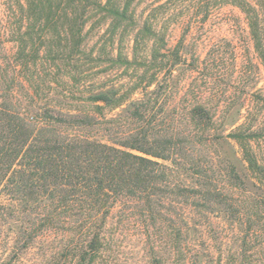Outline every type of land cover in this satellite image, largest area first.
<instances>
[{"label": "rangeland", "instance_id": "374dc122", "mask_svg": "<svg viewBox=\"0 0 264 264\" xmlns=\"http://www.w3.org/2000/svg\"><path fill=\"white\" fill-rule=\"evenodd\" d=\"M106 1L78 0L81 7L77 12L72 3L60 6L54 0L60 7L47 23L46 14L30 15L27 0H0V63L16 64L23 59L37 63L36 67L31 64L27 74L38 75V82L18 85L17 94L25 98L29 92L55 110L76 113L94 112L87 98L113 85L122 92L133 90V100H147L149 94L143 88L149 76L144 74L141 59L129 66L117 62L116 55L122 47L133 60L135 35L154 14L166 51L172 54L180 47L184 54L175 71L179 85L159 99L161 105L154 106V136L198 130L185 98L188 87L206 89L208 98L216 95L210 107H216L217 113L210 130L198 136L203 143L188 144L187 156L178 161L184 169L175 174V184L186 185L189 192L176 188L161 194L154 219L144 213L131 215L132 210L137 211L132 206L114 210L106 224L111 247L97 263L153 264L156 256L164 264H187L197 254L194 264H264V13L261 11L258 44L237 0H136L129 32H122L125 22L113 36V19L101 9ZM63 8L73 13L71 19L63 16ZM73 17L78 18L77 26ZM31 18L33 21L28 20ZM21 47L26 50L22 52ZM209 53L217 54L215 61H204ZM198 57L201 65L192 72ZM10 74L21 76L19 68H12ZM123 108L105 110L108 119L118 118L113 124L131 129L148 123L129 115L118 117L125 114ZM231 133L251 137L248 148L258 161V170L249 168L243 146L229 137ZM194 162L204 165L207 185L224 195L223 205L193 204L190 188L199 172L193 168ZM230 164L241 181L229 169ZM20 225L17 218L0 222V264H77L78 253L69 249L84 237H73L64 230L40 234L29 242L18 234Z\"/></svg>", "mask_w": 264, "mask_h": 264}, {"label": "trees", "instance_id": "16d2710c", "mask_svg": "<svg viewBox=\"0 0 264 264\" xmlns=\"http://www.w3.org/2000/svg\"><path fill=\"white\" fill-rule=\"evenodd\" d=\"M66 1L78 12L81 7L78 0H59L60 6ZM135 1L101 3V9L113 19V36L120 32L125 22L128 24L122 32H129L134 18L131 7ZM19 3L26 10V5ZM59 4L54 0H27V10L31 16L46 14L47 23H50ZM236 4L246 13L252 35L259 44L264 0H237ZM72 14L63 8L65 18ZM155 17L150 14L137 31L132 61L122 47L116 55L117 62L129 66L141 59L144 74L149 76L143 88L145 94H149L147 100H133V90L122 92L120 86L113 85L87 98L95 109L92 113L55 110L49 103H40L36 95L28 92L23 98L15 91L18 85L38 82V75L27 74L31 64L36 67L37 63L25 59L16 64L0 63V222L19 219L18 234L29 242L40 234H58L64 230H69L67 234L73 237H84V241L69 249L78 253L77 264H98V259L111 247L106 224L120 206L137 209H131V215L144 213L146 218L154 219L159 213L156 206L162 201L161 194L172 193L176 188L189 192L186 185L175 184V174L184 169L178 161L187 156L188 144L201 145L198 136L210 130L215 121L216 107L210 104L216 95L208 98L206 89L188 87L185 98L190 102V118L198 130L186 133L176 130L162 138L154 136L157 130L151 118L155 114L154 106L161 105L159 99L179 85L175 71L184 55L180 47L172 54L166 51L167 43L163 31L158 30ZM73 18L77 26L78 18ZM28 20L33 21L32 18ZM21 49L22 52L26 50L25 47ZM140 51L144 53L140 55ZM34 52L39 54V49ZM216 57V53H209L204 61H215ZM200 65L199 57L194 59L192 72ZM12 68H19L21 76L11 75ZM154 84L155 89L149 91ZM118 108H123L125 113L118 117L129 115L135 120L147 119L148 123L131 129L115 125L118 118L108 119L105 110L112 112ZM119 127L123 129L115 133L114 129ZM229 137L243 146L249 168L258 170V161L248 148L251 137L239 133H231ZM192 165L199 170L197 182L190 188L194 194L193 204L204 201L223 205L224 195L207 185L204 165L199 162ZM229 169L241 181L235 166L230 164ZM190 261L198 263V255H191L188 263ZM153 264L164 263L155 256Z\"/></svg>", "mask_w": 264, "mask_h": 264}]
</instances>
